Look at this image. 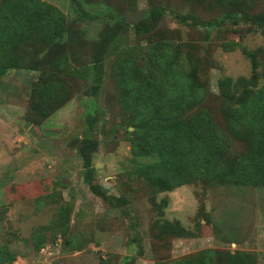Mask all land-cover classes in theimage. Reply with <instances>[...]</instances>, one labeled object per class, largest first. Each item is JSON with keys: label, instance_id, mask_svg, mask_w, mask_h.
<instances>
[{"label": "rangeland", "instance_id": "rangeland-1", "mask_svg": "<svg viewBox=\"0 0 264 264\" xmlns=\"http://www.w3.org/2000/svg\"><path fill=\"white\" fill-rule=\"evenodd\" d=\"M14 1L46 18L3 56L21 66L0 78V254L12 264H197L212 251L218 264L226 252L264 264V186L204 180L157 193L132 153L133 90L122 83L158 69L172 80L149 106L168 112L199 97L178 116L207 113L225 138L222 162L243 169L249 144L230 113L264 89V30L239 19L264 18V0H0V50ZM109 33L117 38L94 97L90 65ZM52 91L54 103L37 108ZM244 112L243 129L255 131V110ZM89 144L88 180L79 150Z\"/></svg>", "mask_w": 264, "mask_h": 264}, {"label": "trees", "instance_id": "trees-1", "mask_svg": "<svg viewBox=\"0 0 264 264\" xmlns=\"http://www.w3.org/2000/svg\"><path fill=\"white\" fill-rule=\"evenodd\" d=\"M111 14L112 9H109L101 14L81 12L80 16L93 20ZM53 15L51 11L49 16ZM45 18L44 15L31 16L28 6L17 1L10 5L9 14L5 17L10 31L4 32L3 50H0V78L9 70L18 69L21 66L14 58L3 57L8 55V49L17 43L13 38H28L36 32V28ZM239 20H244L246 23L252 22L256 27L264 30V18H254L245 14L244 18ZM116 21L119 22V19L116 18ZM118 26H121L120 22ZM135 31L138 34H144L149 32V28L137 25ZM116 38L117 35L106 34L100 41L98 51L91 61L94 97H98L101 93L104 84L103 64L107 51ZM152 77L151 80H144L142 76H133L127 72L122 83L127 84V90H133L129 93L132 100L131 106L135 108L136 114V121L132 122L136 129L135 138L132 140V153L135 159L146 161L141 167L142 171L157 193L171 192L188 183L204 180L215 181L219 184L242 182L241 185L251 187L264 186V89L248 98L239 110L230 113V118L234 120L235 135L249 144V152L245 157L246 167L242 169L240 162L226 165L222 162L226 151L225 138L218 129L213 127L207 113L199 112L190 119H182L178 116L188 106L200 104L199 97H194L188 103H181L179 99L173 100L170 112L149 106L160 98L163 89L165 90L166 85L172 80L168 77L163 78L158 69L152 72ZM232 83L230 78L222 81L221 89L225 97L232 96L230 89ZM44 88L42 87L43 90ZM134 91L139 92L136 98L132 95ZM54 95H56L54 91L45 93L37 108L40 110L49 108L54 103ZM185 104L187 107H184ZM250 107L255 110V115L259 119L255 131L243 129V124L249 120L248 112L244 111ZM93 148V145L89 144L79 150V155L87 169V177H91L94 173L90 158ZM222 164H224V169ZM163 204L167 205V202ZM170 225L173 230L183 233V228L179 223ZM204 254L205 258L200 259L197 264H218L212 251ZM225 257L226 264H256L251 254L248 253L226 252ZM12 261L14 259L9 255L0 254V264H12Z\"/></svg>", "mask_w": 264, "mask_h": 264}]
</instances>
